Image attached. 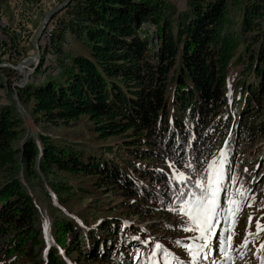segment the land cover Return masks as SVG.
I'll use <instances>...</instances> for the list:
<instances>
[{"label": "trees", "instance_id": "obj_1", "mask_svg": "<svg viewBox=\"0 0 264 264\" xmlns=\"http://www.w3.org/2000/svg\"><path fill=\"white\" fill-rule=\"evenodd\" d=\"M175 13L154 0H74L66 26L86 41L87 53L72 56L62 82L17 89L38 122L85 116L97 138L118 136L125 156H96L85 145L42 132L38 142L27 137L14 146L23 120L14 105L0 103V169L9 173L0 184V264H43L46 247L34 198L19 170L6 166L13 156L21 159L25 178L47 179L59 203L74 187L48 181L51 172L89 176L101 192L124 197L123 207L140 220L177 212L189 191L199 192L195 181L209 177L222 148L237 188L239 168L230 165L236 146L264 136L253 122L264 103V0H189L186 11ZM233 64L241 69L230 104L226 84ZM255 198L264 206V194ZM118 219L83 217L81 225L54 216L46 264H165L157 243L187 261L174 251L164 220L151 225L163 237L153 239Z\"/></svg>", "mask_w": 264, "mask_h": 264}, {"label": "rangeland", "instance_id": "obj_2", "mask_svg": "<svg viewBox=\"0 0 264 264\" xmlns=\"http://www.w3.org/2000/svg\"><path fill=\"white\" fill-rule=\"evenodd\" d=\"M62 1L0 0V63L16 64L23 58L32 55L34 53L32 39L35 30L44 15ZM159 1L160 7H164L166 13L171 14L173 11L176 13L184 12L188 9L189 0ZM159 1L154 0L157 4H159ZM73 2L74 0L71 1L70 6H66L55 14L45 25L39 39L40 58L36 66L30 64V67L25 68V72L21 69L18 71L9 67H0V103H11L14 105L23 120L19 139L13 144L14 146H18L27 137H32L38 142V134L42 132L51 136L56 141L77 142L85 145L96 156L105 155L112 158L115 157L116 153L125 156L126 154L120 148L119 137L97 138L95 132L92 130V123L87 117L80 116L68 122H38L30 101H20L17 96V89L27 84L35 85L46 82L49 79L55 82H62L66 73L65 71L72 64V56L79 53H87L88 46L86 41L78 38L66 26ZM45 31L48 33L46 38L44 36ZM240 69L239 65L233 64L227 74L226 86L230 104H233L236 97L232 87L239 77ZM253 122L260 129L264 128V103L259 107V115L254 117ZM107 145L113 148L110 153L106 150ZM222 151L226 153L224 150ZM221 153L217 156V164L222 159ZM14 160H17L15 156L12 157V161L6 166L14 171L19 170L18 176L20 181L25 183L34 198L38 208L41 238L45 246L46 244L51 246L55 243L52 222L56 215L70 218L81 225L80 219L83 217H86L89 221H93V219L100 217L103 219L115 216L129 227L138 226L145 233L151 235L153 239L163 237L159 233H155L158 230H155L151 225L154 224V221L163 222L164 220L168 225H171L168 228H164L168 229L164 233L172 235L171 242L174 245V251L181 254L185 260L190 254L184 247L175 245L176 241H181L183 245L191 244L199 246L204 244L203 240L194 239L198 233L184 231L187 218L180 214L179 211L172 212L171 216L167 213L156 212L153 216V221L151 219L140 220L137 215L128 213L127 209L123 207V202H125L124 197H121L115 191L101 192L100 189L93 185V179L89 176H75L56 171L51 172L47 176L49 178L48 181L51 179L65 181L74 187L72 193L65 195V203H59L57 197L50 189L47 179L43 175L40 174L41 184L35 180H28L25 178L24 165L21 159L18 158L17 165L13 168L12 162ZM230 165L232 168H239L240 181L237 188L234 189L235 185L231 183V177H226V180H223L221 185V199L219 197V200L221 206H224V208L230 198L241 202V211L236 217L237 223L235 224L234 236L230 246L225 251H221L220 234L223 228L227 227L222 217L220 225L216 229L217 236L213 237L208 245L200 251L198 264H261V258H263V253L260 255L259 246L264 242V232L261 233V240L249 244L247 249L241 248L240 245L249 230L252 233L256 232L257 220L261 224H264V219H262L264 218V206L258 207L255 202L256 195L259 198L264 194V190L261 189L262 182H264V136L257 134L253 139H246L239 143L236 146L233 157L230 158ZM7 171L2 168L0 169V184L8 178L9 173ZM246 180H248L247 183H245ZM238 189L243 190V195L238 193ZM250 216L253 220L249 229ZM95 222L98 224V220ZM93 226H95V223ZM224 235H227V233H224ZM43 250L40 253V258L44 256ZM188 264H191V260L188 261Z\"/></svg>", "mask_w": 264, "mask_h": 264}, {"label": "snow or ice", "instance_id": "obj_3", "mask_svg": "<svg viewBox=\"0 0 264 264\" xmlns=\"http://www.w3.org/2000/svg\"><path fill=\"white\" fill-rule=\"evenodd\" d=\"M222 159L219 161V167H216V161H213L209 165V177L207 179L201 177L195 181V188L199 189V192L189 191L187 193L188 199L184 200L178 209L179 213L187 218V224L184 227L185 232L198 233L194 237L196 240H203L204 244L199 246L183 245L181 241H176L178 246L184 247L190 254L191 264H198V257L200 251L208 245L213 237L217 236V227L220 225L221 218L223 217L224 224L227 227L223 228L220 234L221 251H225L234 236L235 224L237 223V215L241 211L240 201L229 199L227 209L221 206L219 196L222 191L221 185L224 180V163L226 160V153H221ZM190 167V165H186ZM179 180L184 181V173H179ZM238 193L243 195V190L238 189ZM180 196H184V192L179 193ZM250 206V205H249ZM264 219V218H262ZM253 218L249 217V229L251 228ZM264 232V224H261L259 220L256 222V232L252 233L250 230L247 232L245 239L241 243L240 247L247 249L249 244L255 243L260 239L261 233ZM227 233V235H224ZM156 252H163L165 264H182L181 259L175 256L173 253L167 251L159 243L155 245ZM259 251L264 253V244H260ZM156 253H153V257ZM150 259H152L150 257ZM152 264H156L155 260H152ZM261 264H264V258H261Z\"/></svg>", "mask_w": 264, "mask_h": 264}, {"label": "water", "instance_id": "obj_4", "mask_svg": "<svg viewBox=\"0 0 264 264\" xmlns=\"http://www.w3.org/2000/svg\"><path fill=\"white\" fill-rule=\"evenodd\" d=\"M72 0H63L61 3L57 4L56 6L52 7L42 18L40 24L38 25L37 29L35 30L33 39H32V43H33V47H34V53L32 55H29L25 58H23L22 60H20L19 62H17L16 64H12V63H0V67H9L15 70H18V68L20 66H29L30 64H34L35 66L37 65V63L39 62V58H40V45H39V39L41 36V33L45 27V25L49 22V20L58 12H60L62 9H64L66 6H68L71 3ZM19 105V104H18ZM27 136V135H26ZM50 245L46 244V247L44 248L43 252H44V263L46 264V257H45V253L47 248Z\"/></svg>", "mask_w": 264, "mask_h": 264}, {"label": "bare ground", "instance_id": "obj_5", "mask_svg": "<svg viewBox=\"0 0 264 264\" xmlns=\"http://www.w3.org/2000/svg\"><path fill=\"white\" fill-rule=\"evenodd\" d=\"M47 40V39H46ZM26 67H30V66H25V65H23V66H20L19 68H18V71H20V69L23 71V72H25V68ZM225 174V173H224Z\"/></svg>", "mask_w": 264, "mask_h": 264}, {"label": "built area", "instance_id": "obj_6", "mask_svg": "<svg viewBox=\"0 0 264 264\" xmlns=\"http://www.w3.org/2000/svg\"><path fill=\"white\" fill-rule=\"evenodd\" d=\"M43 36V35H42ZM44 36H45V38L48 36V33L45 31L44 32ZM46 40V39H45Z\"/></svg>", "mask_w": 264, "mask_h": 264}]
</instances>
